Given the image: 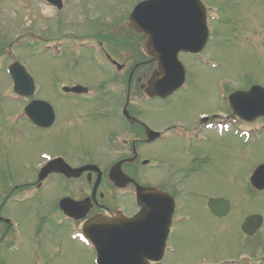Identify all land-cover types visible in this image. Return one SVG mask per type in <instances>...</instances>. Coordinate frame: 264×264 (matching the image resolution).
Segmentation results:
<instances>
[{
    "label": "rangeland",
    "instance_id": "obj_1",
    "mask_svg": "<svg viewBox=\"0 0 264 264\" xmlns=\"http://www.w3.org/2000/svg\"><path fill=\"white\" fill-rule=\"evenodd\" d=\"M131 1L68 0V8L61 11L59 16L43 17L41 20V12L38 9L40 6L26 19L25 9L18 5L17 0H0V62H5V56L10 53L7 48L2 47V40H8L10 43L15 39L16 30L23 31V34H36V42L19 45L21 48L17 53L38 81L37 96L52 102L58 116L51 131L50 128L36 131L26 127L27 122L20 118L17 121L18 130L27 129L28 134L23 136L24 141L21 138L12 141L18 135L17 130L13 129L9 139L8 129L14 125V117L21 111V101L13 102L14 100L6 95L12 91V84L0 71V189H5L6 185L16 178L10 186L21 185L29 179L31 176L25 174L23 166L26 164L27 167L28 163H32L41 150L71 158L81 165L88 158L86 154L96 156V153H103V147L98 143L102 131L122 129V122L116 119L114 113L110 116L113 122L102 123L98 119L94 120L95 118H80V113H89V109L93 108L94 99L87 103L64 99L57 94L56 87L59 81L69 82L74 79L96 87L104 78L106 72L97 64L96 54L89 47L93 44L92 36L97 34L102 20L107 17L119 19ZM205 1L216 4L222 18L216 25V32L222 34L223 38L217 36L218 41L214 44L213 51L214 60L219 66L212 74L205 75L202 71L200 73L198 67H194L193 72L200 77V89L189 86V91H182L169 102L154 99L135 107L140 118L147 119L156 128L173 118H189L202 109L218 107V91L225 76L230 78L228 84L231 89L251 82H259L264 86V0ZM255 15L257 16L254 17ZM23 19L28 21L30 27L24 25ZM65 30L86 37L79 55H75L74 50L68 47L71 40L65 37L71 33L64 35ZM39 39L61 40L65 53L56 57L43 51L42 44L38 46L41 43ZM106 94L115 96L112 90ZM133 98L137 103L141 100V95L135 91ZM109 102L111 100H108ZM109 124L114 126L110 127ZM211 141L214 146L213 163L201 174L190 179L195 193L187 192L180 204L182 213L186 214L188 219L175 225L176 229L174 228L169 241L172 251L167 254L162 264H197L201 260L216 264L231 261L230 258H237L242 254L249 258L248 264H258L260 261L255 252L264 250V229L255 237L243 238L237 223L243 213L264 212V193H256L250 190L249 186L248 190L244 189L243 185L239 186V176L244 178L256 164L264 161L262 146L259 143L241 145L229 134L222 137L214 135ZM23 145L26 149L22 157ZM162 145L166 147L167 153L161 146H157L153 154L159 157L166 153L165 156L172 158L170 162L173 167L177 164L179 146L175 141ZM23 158L26 163L21 162ZM137 171L136 169L135 177L141 181ZM227 173L229 178L225 179ZM166 174L172 181L187 185L182 171L172 168ZM140 175L142 176L141 173ZM150 176L156 179L160 177L157 173ZM55 184L56 179H53L46 189L38 193L40 197L34 198L33 201L14 199L9 204V201L4 199L6 193L3 195L2 192V208L4 207V211L15 220L16 231L23 235V243L17 245L13 234L9 239L6 238L5 245L0 249V264H92L90 251L87 252L83 246L70 241L61 228L52 229L49 224L41 223L50 205L56 196H59L60 189L64 187L62 184ZM15 189L13 195L20 192V187ZM27 190L26 188L24 191ZM102 190L107 199H114V191L109 185H103ZM216 194L233 201L236 208L238 207V213L222 219L211 215L205 206L206 197ZM130 200L129 197L122 196V203L126 205H130ZM42 201H46V204H41ZM8 204L10 208H5ZM4 229L5 226L2 225L0 244H3L2 238L6 232ZM242 264H245V261Z\"/></svg>",
    "mask_w": 264,
    "mask_h": 264
},
{
    "label": "water",
    "instance_id": "obj_2",
    "mask_svg": "<svg viewBox=\"0 0 264 264\" xmlns=\"http://www.w3.org/2000/svg\"><path fill=\"white\" fill-rule=\"evenodd\" d=\"M176 50H177V48L175 49V51H174V53H173V57H174V55H175V52H176ZM26 93H28V92H26ZM144 216V213L143 214H139L137 217H136V220L137 221H140V220H142V219H146V217H144V218H142ZM158 220H160L161 221V226H162V228L160 229V231H159V233L160 234H164L165 232H166V229H167V226H168V219L166 220V218L164 217V215L160 212V211H158ZM254 220H255V222H258L259 221V219H258V217H249L247 220H246V222H245V224L243 225L244 227H243V229H245V230H247V228L248 227H250L251 225V223H253L254 222ZM141 223H142V221H141ZM118 224H120V225H122V226H126L125 224H123V223H118ZM250 225V226H249ZM162 239L163 238H161V242L159 241V244H158V251L156 250V257L157 256H159L160 255V250H162V245H163V241H162ZM157 258H159V257H157Z\"/></svg>",
    "mask_w": 264,
    "mask_h": 264
},
{
    "label": "flooded vegetation",
    "instance_id": "obj_3",
    "mask_svg": "<svg viewBox=\"0 0 264 264\" xmlns=\"http://www.w3.org/2000/svg\"><path fill=\"white\" fill-rule=\"evenodd\" d=\"M132 124H133V123H132ZM134 138H135V137H133V138L130 140V143H131V144L134 143V142H133ZM150 152H152V151H148L147 153H150ZM147 153H146V154H147ZM149 155H150V154H149Z\"/></svg>",
    "mask_w": 264,
    "mask_h": 264
}]
</instances>
